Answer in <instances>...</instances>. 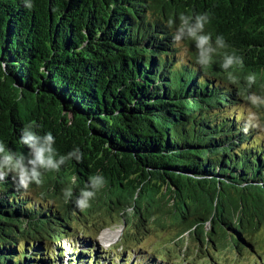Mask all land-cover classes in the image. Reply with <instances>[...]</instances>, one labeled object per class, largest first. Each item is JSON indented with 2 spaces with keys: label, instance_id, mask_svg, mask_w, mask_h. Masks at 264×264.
<instances>
[{
  "label": "trees",
  "instance_id": "1",
  "mask_svg": "<svg viewBox=\"0 0 264 264\" xmlns=\"http://www.w3.org/2000/svg\"><path fill=\"white\" fill-rule=\"evenodd\" d=\"M32 2L29 10L24 0H0V140L26 152L20 129L34 121L54 135L60 154L79 147L84 157L46 173L31 197L0 184V264L152 261L125 256L129 247L115 258L103 251L96 236L104 227L91 235L73 225L70 212L87 219L85 210L144 224L169 217L201 244L254 253L252 236L264 226V137L240 129L244 97L264 95V0ZM204 12L206 32L229 47L194 71L188 42L192 59L177 67L167 20ZM225 51L243 57V67L229 69L237 85L220 67ZM250 73L256 83L248 88ZM97 173L106 185L81 211L74 201ZM66 187L74 192L67 203Z\"/></svg>",
  "mask_w": 264,
  "mask_h": 264
},
{
  "label": "clouds",
  "instance_id": "2",
  "mask_svg": "<svg viewBox=\"0 0 264 264\" xmlns=\"http://www.w3.org/2000/svg\"><path fill=\"white\" fill-rule=\"evenodd\" d=\"M27 9L33 8L32 0H24ZM211 22L210 14L204 13H181L177 20L169 18L167 27L172 31L173 46L177 49V67L185 65L189 59V49L186 44L192 43L196 49L194 58V71L206 70L214 62V57L221 50L229 47L223 35H216L213 39L211 33L206 32V26ZM243 67V57L235 51L224 52L220 67L228 73L227 80L230 84H239V79L229 69ZM248 88L256 83V76L250 73L245 77ZM246 104L250 106L247 114L242 117L241 131L247 135L255 132L258 136L264 137V120L260 115L251 109L264 108V95L249 93L244 97ZM41 126L32 121L20 129L19 143L27 151H15L3 140H0V184L11 181L15 191L20 193L21 198L33 195V186L42 188L44 177L49 172H59L69 161L82 162L84 154L79 147H75L66 154H60L56 147V139L49 132L41 134ZM71 183H77V177L73 176ZM106 185L105 177L97 173L88 178L85 186L80 189L79 195L74 203L81 211L91 206V201L97 193ZM65 202L72 201L74 192L72 187L62 190ZM51 203V201H49ZM32 205L30 204L29 207Z\"/></svg>",
  "mask_w": 264,
  "mask_h": 264
},
{
  "label": "rangeland",
  "instance_id": "3",
  "mask_svg": "<svg viewBox=\"0 0 264 264\" xmlns=\"http://www.w3.org/2000/svg\"><path fill=\"white\" fill-rule=\"evenodd\" d=\"M247 111L250 106L244 105ZM256 111L263 118V111ZM75 221L73 225L83 233L91 235L97 234V230L104 227L96 236L97 245L103 251L112 249L111 257L123 254L121 247L126 250V255L143 254L152 261L159 255H165L168 258L167 264H264V226L252 236L254 242V253L244 254L238 248L232 245L226 248H213L209 243L201 244L193 229L189 232L180 233L177 228L170 225V218L167 217L164 222H141L136 216H131L129 222H124L117 215H108L107 211L101 213H92L84 211L87 219L80 217L76 212H70ZM176 227V226H175ZM112 229V230H111ZM103 230L119 231L115 238L104 243L100 240V234ZM219 256L215 262L214 259ZM128 259V257L124 258ZM132 259H129L131 261ZM148 261V264H154L155 260ZM133 261H131L132 264Z\"/></svg>",
  "mask_w": 264,
  "mask_h": 264
},
{
  "label": "bare ground",
  "instance_id": "4",
  "mask_svg": "<svg viewBox=\"0 0 264 264\" xmlns=\"http://www.w3.org/2000/svg\"><path fill=\"white\" fill-rule=\"evenodd\" d=\"M117 232L119 231L114 232V231L103 230V232H101L100 234V240L107 244L115 238V236L118 234Z\"/></svg>",
  "mask_w": 264,
  "mask_h": 264
},
{
  "label": "water",
  "instance_id": "5",
  "mask_svg": "<svg viewBox=\"0 0 264 264\" xmlns=\"http://www.w3.org/2000/svg\"><path fill=\"white\" fill-rule=\"evenodd\" d=\"M12 83H13L14 86L18 87L17 84L13 80H12ZM59 105H60V107L62 109V113L63 114H65L69 118L74 117V111L72 109H67L62 104H59Z\"/></svg>",
  "mask_w": 264,
  "mask_h": 264
}]
</instances>
